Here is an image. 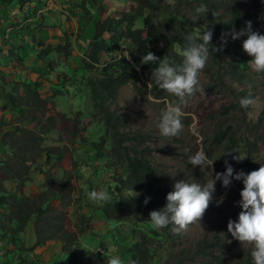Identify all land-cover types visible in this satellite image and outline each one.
<instances>
[{
    "label": "trees",
    "instance_id": "1",
    "mask_svg": "<svg viewBox=\"0 0 264 264\" xmlns=\"http://www.w3.org/2000/svg\"><path fill=\"white\" fill-rule=\"evenodd\" d=\"M38 1L0 0L1 13L5 10L4 6H12L17 10L13 20L6 19V23L10 27H14L16 39H11V43H3L4 37H1L4 34L0 31V54L5 55V58L0 61L4 60V64L9 63V65H5L9 68L13 63V58L18 57L15 49L29 48L30 50L25 56L34 53L37 62L28 67L36 71L34 73L38 78L30 83L22 82V90L28 94L25 99H22L25 95L20 97L10 95L4 101L0 93V100L3 101L0 110L3 114L9 109L13 116L23 115L33 125L32 128L25 129L19 127L20 124H12L11 120L6 121L1 117L0 207L2 212L0 213V244L2 239L11 240V244L3 243V249L7 250L8 256H4L6 251L1 250L0 264H44L40 259L41 254L38 249L49 242H55L59 246V255L50 258L47 264H79L81 255L88 256L84 260V264H107L111 255L121 258L122 264H133V262L135 264H231L225 257L223 247V242L225 243L227 240L217 234L201 239L196 242L192 251H187L183 257L177 255L175 256L176 260H172V253L176 247L181 245L185 234L173 233L171 225L163 229L155 228L150 222V212L161 210L166 206V196L174 189L173 176L162 174L155 168L151 158L152 151L149 147H145L146 143L150 142L149 137L128 129L125 124L126 119L119 116L116 111L110 110L109 106L115 101L117 91L122 86L133 85L137 93L142 92L136 86V76L132 77L126 71L130 63L125 56L122 55L117 59L119 45H124L127 48L126 51L134 64L130 67L133 73H136L135 67H137L144 74H151V70L158 67V64L143 65L141 58L150 51L161 59L166 56L170 61L177 64L182 63L180 50L185 43L184 36L194 31H198L200 34L212 31L210 49L212 47L223 48L222 51L212 52L207 62L208 68L216 69L220 81L223 78L226 83L231 81L238 85H246L253 82V76L260 77L264 81V74L257 73L250 67L249 62L252 57L243 50L246 36L235 41L228 37L226 46L221 42L223 33H228L233 28L239 31L246 27L247 21L252 22L254 32L264 35V22L261 21L260 16L264 15V0H260L256 10L257 12L261 11L262 14L247 13L239 8L234 0H134L135 5L116 19L108 18L105 14L100 15L101 18L99 14H95L93 17V14L90 13L91 19H82L83 21L87 20V27L94 32L87 44L86 58L89 63L82 67V71L84 70L87 76L76 81V77L71 76L68 81H75L74 83H64V79H60V84H49L48 90L51 91V95L49 93L45 99L41 98L40 93L38 94V91L40 92L42 89L41 79L43 76H49L48 66L42 60L45 58L49 61L50 52L68 54V50L62 44L57 47L48 44L39 50L44 42L36 36L33 40L25 38L23 32L28 29V24H25V21H23L25 23L22 28L19 29L17 21L19 12L29 4H36ZM83 1L84 6L81 7V11L82 16H85L90 12L91 2L98 0ZM201 5H205L208 12L197 15L195 9ZM187 8L190 9V16L183 12ZM28 10V21L32 17L35 18L39 12L34 9ZM8 17L11 16L8 15ZM104 33L107 34L106 38H102ZM6 47L7 50H5ZM100 56L106 59L105 65L98 64ZM24 61L20 64H23ZM38 63L39 66L36 65ZM38 69H42V71L40 72ZM214 81L216 82L215 87L223 89V86L213 75L212 82ZM141 86L143 89H147L146 85ZM230 86L232 87L231 84H229ZM231 87L229 92L233 90ZM148 90L152 99L165 97L166 91L154 83ZM219 92L223 91L219 90ZM86 93L91 103L92 113L90 111L89 114L100 123L103 135L92 142L87 139L86 134L79 132L71 134L70 142L73 145L71 149L74 155H72L70 171L73 174L66 170L63 171V174L59 173L60 167L54 173L41 171L42 175L46 176L42 191H36L32 197L24 196L22 171L38 164L37 159L39 158H43L45 163L54 165L55 161H62L64 156L69 153L65 148L63 152L57 149L55 153H52L49 148L42 147L45 137L54 129L59 128V121L49 117L41 121L33 114L37 111L43 112L46 102L52 99L58 100L61 106L66 100V96L70 95L77 101H81L86 99ZM239 95L242 99L253 96L242 91H239ZM232 108L235 109L236 106H232ZM239 110L242 114L247 111L241 106V103ZM262 110L264 115V106ZM77 111L83 114L80 109ZM226 114L225 110L221 116L224 117ZM236 118L230 127L218 126L219 129L214 133L211 142L223 146V154L216 163V170L225 173V161H227L234 169L232 181L239 190H242V181H236L234 177L240 171L246 174L254 171L252 164L256 141H249L247 137L245 141V138L242 140L239 137H234L231 129L233 125H237ZM261 119H258L257 125L262 123ZM241 123L243 125H238L240 128L237 131L245 129L246 134L252 133L257 126L246 119H242ZM262 138L264 139V135ZM230 152H232L231 155H226ZM61 153L62 155H60ZM80 153L84 155H80ZM206 155L210 156L209 153ZM239 155L244 158L242 161L238 162L233 159V156ZM91 160L103 163L110 177L108 191L112 195L110 203H104L101 207L94 208L93 213H100L106 221L112 220V223L121 226L114 227L106 233L111 241L109 246L113 248L112 254H105L108 247H104V245H100L103 254L90 252L86 246L81 249L79 238L83 232L80 229L76 230L74 226L66 227L64 222V210H67L71 204L62 194L64 182L69 183L71 180L75 184L78 183L84 168L83 161L86 165ZM261 163H264V160ZM192 172L196 174L194 171ZM56 182L59 183L58 186ZM6 184L10 188H7ZM90 188L88 185L86 193L90 191ZM135 193H139V196L135 197ZM146 198H150L147 205L144 203ZM54 199L60 203V210L51 205ZM132 208H135V211H132ZM30 223L34 227V240L33 244L25 249L24 243L20 242L17 235L25 230ZM80 226L78 224V227ZM89 234L86 241L93 239L94 232ZM86 245L91 246L87 242ZM252 250L251 247L246 249L242 256H236L237 259L232 264H253ZM16 253L19 255L17 256Z\"/></svg>",
    "mask_w": 264,
    "mask_h": 264
},
{
    "label": "rangeland",
    "instance_id": "2",
    "mask_svg": "<svg viewBox=\"0 0 264 264\" xmlns=\"http://www.w3.org/2000/svg\"><path fill=\"white\" fill-rule=\"evenodd\" d=\"M234 2L239 8L247 11V13L262 14L261 11H256L260 0H234ZM133 5H135L134 0H98L97 2H91L89 6L90 12L82 16L81 7L84 6L83 0H39L36 4H29L19 12L17 16L18 24L20 26L25 22V24H28V29L23 32L25 38L33 40L36 36V38L43 40V46L39 48V50L43 49L48 44L55 47L62 44L66 46L68 50V54L57 53V55L55 52H50L48 56L49 61L45 58L42 60L47 64V70L49 72L48 77L43 76L41 81L42 89L40 92L38 91L42 99H45L49 93L51 95V91L49 92L48 90L49 84H60V79H64V83H74L76 80L87 76L85 71H82V67H85V65L89 63L86 58L88 53L87 44L93 37L94 32L87 27V20L83 21L82 19H91V14H93V17H95V14H99L100 18L102 17L100 15L105 14L108 18L116 19L120 17L123 12L128 11ZM4 7V12H0V31L4 34L1 37H4L2 42L9 43L11 39H16V34L13 30L14 27H10L8 23H6V19L13 20V16L16 15L17 10L12 8V6ZM33 9L39 12L35 15V18L32 17L28 21L27 10L31 11ZM183 12L186 13L187 16L191 15L189 8L184 9ZM8 15L11 17H8ZM260 16L261 21L264 22V15L262 14ZM93 19L95 20V18ZM106 37V33L102 34V38ZM7 49L6 47L5 50ZM126 49L124 45L118 46L117 59L122 57L124 52H127ZM29 50V48H25L24 50L16 48L15 51L18 53V57L13 58V63L9 68L5 67V65H9V63H0V78L7 76V79H0V93L4 101H6L10 95L16 97L25 95L22 99L28 97V94L22 90V82L26 81L30 83V75L33 72L32 70L28 71L30 67L25 66H30L37 62L34 53H30L27 57L25 56ZM39 50L37 49V51ZM20 57L21 59H19ZM0 58H3L1 54ZM125 58L130 63L126 71L129 72V75L132 77L136 76V86L144 92L137 93L133 85L122 86L117 91L115 101L109 106V109L116 111L119 116L126 119L125 124L128 129L149 137L150 142L146 143L145 147H149L152 151L151 158L155 168L161 171L162 174H171L174 184L179 180H185L188 183L204 185L213 180L216 174L220 173L216 170V163L223 154V146L214 142L212 143L211 139L214 133L219 129L218 126L230 127L232 121L236 117L237 125H233L231 129L234 137H239L242 140L245 138L244 141L247 137L249 141H256V149L253 155L254 162L252 164L253 170L255 171L261 164L264 165V163H261L264 160V139L262 138L264 135V115L262 113V108L264 106V81L260 77L253 76V82L246 85H238L231 81L226 83L223 78H221L220 81V76L217 74L216 69L208 68L207 64L199 75L200 85L204 91L197 93L195 97L189 101L188 106L183 108L184 115L182 117V123L184 124V131L178 138L165 137L161 134L158 127L161 112L176 98H172L170 95L168 96L167 93L162 99H152V96L148 93L149 88L147 87L150 82L151 74H144L141 69L137 67H135L136 73H133L130 70V67L134 65L133 61L128 59L127 56H125ZM23 60H25L24 63L20 64ZM98 64L105 65L106 59L100 56ZM36 65L39 66V63ZM38 70H40V72L42 71V69ZM20 72L23 73L22 77L19 78L15 76V73L19 74ZM73 75L76 77L75 81L69 82L68 79ZM213 75L214 78L218 80V83L223 86V89L215 87L216 82H212ZM33 78L36 81V74ZM143 84L146 85V90L141 86ZM229 84L232 85V87H230L233 89V93L229 92V90H231ZM69 90H71V87H69ZM219 90L223 92H219ZM239 91L252 94V98L257 100L256 106L254 108H246L247 111L245 114H242L239 110V104L242 99L240 98ZM86 96V99L77 101L76 98L68 95L61 106L58 100L52 99L46 102V108H44L43 112L37 111L33 114L35 118L41 121L48 117L53 120L58 119L59 121V128L57 130L54 129L45 137L42 147L49 148V151L52 153H55L57 149L63 152L65 148L69 153L64 156L62 161H55L54 165L45 163L43 158H39L37 159L38 164L31 166L26 171H22V191L24 196L32 197L34 196L33 193L43 189L42 187L44 186V179L46 176L42 175L43 172L41 171L54 173L59 170L58 168L60 167L59 173L63 174L64 170H69L72 155H74L71 149V147L73 148L70 142L71 134L77 132L86 134L87 139L92 142L103 135L100 123L89 114L91 111V103L87 93ZM2 103L3 101L0 100V106H2ZM232 106H236V108L234 109ZM229 108L232 110H229ZM79 109L83 111V114L77 111ZM225 110L227 114L222 117L221 114L225 113ZM25 114H27V112H25ZM39 115H42V117H39ZM1 117L6 121L11 120L12 124H20L18 126L25 129L32 128L33 126L23 115L14 117L8 111L3 114L0 110V122ZM259 118H262V123L257 125ZM242 119H246L250 123L257 125L252 133L246 134L245 129H239V131H237L238 128H240L238 125H243L241 123ZM193 125H195L199 132L198 136L192 133ZM1 130L0 125V132ZM84 147L87 148L86 146ZM186 149L188 151H186ZM201 149H203L205 153H209V159L215 161L212 168L200 169L199 166L194 168L188 163L189 157ZM60 155H62V153ZM80 155L84 154L80 153ZM83 163L85 164V161H83ZM86 165L87 168H84L83 177L78 180V185L74 188L70 186L65 188L62 194L70 203H73L65 211L67 215L66 224L69 227L74 225L76 230L80 229L83 232L81 238L78 237L81 249L83 246H86L88 251L97 254L101 244L108 247V251L113 249L112 246H109L111 241L106 233L118 225L112 223V220L106 221L101 218L100 213L97 215L93 213V202L89 200L88 194L83 190L84 183L85 180L89 178L99 177L104 171V166L103 163L94 162V160L89 161ZM40 166L41 169L39 170ZM192 171L196 174H193ZM6 186L10 188L9 185L6 184ZM243 188L244 184L242 181V190ZM215 189L213 200L201 220L200 225L191 226V230L185 234L181 245L176 247L173 251V261L176 260L175 256L178 255L183 257L186 255L187 251H192L196 242L205 237L210 238L214 234L227 240L225 243L223 242V247L225 250V257L231 264L237 259L236 256H242L246 249L251 248V246L243 248L241 243L234 239L228 231V222L230 220L238 222L239 213L242 211L239 206V201L242 199L240 195L242 190H239L235 186L234 181L231 182L229 187L225 188L222 180L216 181ZM78 196H80L79 202L76 201V199L79 198ZM73 200L75 202H73ZM51 205L56 207L57 210H60L57 199L53 200ZM78 224L81 226L78 227ZM93 231L96 236L93 235L92 240L86 241L87 237L90 235L89 233ZM18 237L20 242L24 243L25 249L33 244L34 239L29 231L18 235ZM1 242L0 252L1 250L7 252L6 249H3L2 245L3 243L9 245L11 240L2 239ZM86 242L90 243L91 246H87ZM38 251L41 254L40 259L43 263L46 262L44 264H47L50 258L59 255V247L54 243H47L44 247L39 248ZM84 251H86L85 248ZM100 251L103 250L100 249ZM6 252H4V255ZM16 254L17 256L19 255V253ZM87 258V255H81L79 258L81 262L79 264H84L83 261Z\"/></svg>",
    "mask_w": 264,
    "mask_h": 264
},
{
    "label": "clouds",
    "instance_id": "3",
    "mask_svg": "<svg viewBox=\"0 0 264 264\" xmlns=\"http://www.w3.org/2000/svg\"><path fill=\"white\" fill-rule=\"evenodd\" d=\"M195 11L197 15H200L207 13L208 9L205 5H201L197 7ZM18 27L21 29L22 24ZM212 36V31H205L202 34L198 33V31H194L185 35V43L180 50V55L182 56V63L180 64L170 61L166 56L161 59L150 51L141 58V64L143 65L158 64V67L151 70L150 82L147 87L151 88L154 83L160 89L166 91L164 94L168 93L176 98L161 112L158 127L161 134L165 137L178 138L180 136L184 131V124L182 123V117L184 115L183 108L188 106L189 101L194 98L197 93L204 91L200 85L199 75L205 69L211 53L223 50V48L215 47L210 49ZM245 36L247 39L243 42V50L252 57L249 65L257 73L264 74V35L252 30L251 21H247L246 27L239 31L233 28L230 32L223 33L221 42L222 45L226 46L228 37H231V39L235 41ZM124 55L127 56L128 59H131L127 52H124ZM2 57L4 58V55H2ZM29 70H32L33 73L36 72L32 68H29L28 71ZM37 79L36 74V80ZM240 103L244 108H254L257 104V100L248 97L241 99ZM7 111L9 112V110H6L5 113H7ZM192 133L196 136L199 135L195 125L192 126ZM186 151L188 150L186 149ZM231 154L232 152L226 155ZM233 159L239 162L244 158L239 155L233 156ZM214 162L215 161L208 158L203 149L190 156L188 161L194 168L199 166L200 169L212 168ZM225 166V173L216 174L213 180L204 185L188 183L185 180L177 181L174 184L173 191L169 192L166 196V206L161 210L150 212V222L152 225L157 229L167 228L171 225V231L178 235L186 234L191 230V226L193 225H200L201 220L213 200V194L216 191V181L222 180L225 188L229 187L232 182L231 178L233 177L234 169L227 161H225ZM71 168L72 162L67 171H70ZM84 168H87V165L84 164ZM84 168L82 169L81 178L84 174ZM71 173L73 174V172ZM109 178V174L104 168V171L99 177L85 180L83 190L86 193L87 186L89 185L91 187L90 191L86 194H88L89 200L93 202V209L101 207L104 203L111 202L112 195L108 191L110 184L108 182ZM234 179L236 181H243L244 184V188L240 193L242 199L239 201V206L242 211L239 213L238 222L232 220L228 222V231L234 239L241 243L243 248L252 247L251 256L253 264H264V165H261L258 170L247 174L240 171L235 175ZM74 183L71 180L69 183L64 182L63 192L64 189L69 186L74 188L78 185V183ZM58 185L59 183L57 182V186ZM137 196H139V193H135V197ZM78 197V199H76L77 202L80 200V196ZM149 199L150 198L145 199V205L148 204ZM73 202L75 201L73 200ZM72 204L73 203H71L70 206ZM65 211L66 210H64V213ZM132 211H135V208H132ZM1 212L2 208L0 207V213ZM66 218L67 215L65 213V226L72 228L74 225L69 227L66 224ZM26 231H29L33 236L34 227L31 223L28 224L25 230L19 232L18 235ZM53 243L55 244V242H49L48 244ZM10 244L11 242L9 245ZM56 246L59 247L58 245ZM100 249L101 248H99L98 253L103 254L104 252L100 251ZM112 251L113 249H111V251L106 249L105 254H112ZM4 256H8V253L6 252ZM121 260L122 259L118 256L111 255L107 260V264H122ZM133 264H135V262H133Z\"/></svg>",
    "mask_w": 264,
    "mask_h": 264
},
{
    "label": "crops",
    "instance_id": "4",
    "mask_svg": "<svg viewBox=\"0 0 264 264\" xmlns=\"http://www.w3.org/2000/svg\"><path fill=\"white\" fill-rule=\"evenodd\" d=\"M4 58H5V55H4ZM4 58H0V59H4ZM0 62H3V60H1ZM10 73H13V72H10ZM22 75H23L22 72H20L19 74H16V73H15V76H17V77H19V78L22 77ZM34 75H35V74L32 73V74L30 75V78H31V79H29V80L34 81V80H35V79L33 78ZM0 79H7V76L4 77V78H0Z\"/></svg>",
    "mask_w": 264,
    "mask_h": 264
},
{
    "label": "bare ground",
    "instance_id": "5",
    "mask_svg": "<svg viewBox=\"0 0 264 264\" xmlns=\"http://www.w3.org/2000/svg\"><path fill=\"white\" fill-rule=\"evenodd\" d=\"M28 67V66H27ZM32 116V115H31ZM48 152V151H47Z\"/></svg>",
    "mask_w": 264,
    "mask_h": 264
}]
</instances>
